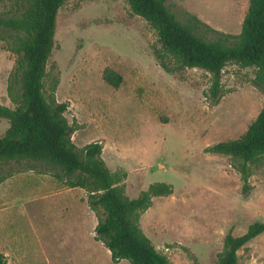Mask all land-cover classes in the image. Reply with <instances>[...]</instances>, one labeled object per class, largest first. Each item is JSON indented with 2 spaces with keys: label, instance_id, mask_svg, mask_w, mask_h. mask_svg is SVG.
Masks as SVG:
<instances>
[{
  "label": "rangeland",
  "instance_id": "rangeland-1",
  "mask_svg": "<svg viewBox=\"0 0 264 264\" xmlns=\"http://www.w3.org/2000/svg\"><path fill=\"white\" fill-rule=\"evenodd\" d=\"M166 4L181 21L191 14L227 34L240 32L248 6L247 0ZM11 5L0 0V14ZM54 39L44 94L56 78L54 95L68 104L64 115L76 126L75 146L99 142L102 159L122 176L119 185L128 197L154 182L171 184L173 192L153 197L139 218L143 233L171 264H213L226 234L239 236L251 223L264 222V157L249 164L246 193L239 160L207 150L241 136L262 108L254 68L225 65L222 95L214 103L211 74L160 57L155 30L132 13L128 0H66ZM11 42L0 40V104L13 108L6 90L16 58ZM105 70L120 76L118 86L105 80ZM8 126L0 117V136ZM31 167L0 166V252L6 264H130L113 262L95 238L97 216L84 189L70 187L58 169L40 162ZM237 264H264V231L237 251Z\"/></svg>",
  "mask_w": 264,
  "mask_h": 264
},
{
  "label": "trees",
  "instance_id": "trees-1",
  "mask_svg": "<svg viewBox=\"0 0 264 264\" xmlns=\"http://www.w3.org/2000/svg\"><path fill=\"white\" fill-rule=\"evenodd\" d=\"M66 0H12L7 15L0 14V40L12 39L8 49L15 55L6 87L13 108L0 104V117L9 122L0 136V166L10 162L43 163L67 176L70 187L87 192V201L97 216L94 236L110 252L113 262L126 259L130 264H171L143 233L139 218L153 197L173 192L166 182L151 183L131 198L119 185L122 176L111 172L102 159V145L90 142L75 146L71 135L76 126L64 113L66 102L44 94L47 63L55 44L59 8ZM167 0H128L133 14L145 19L155 30L162 54L181 67L200 68L212 76L211 96L217 103L222 69L228 63L255 69L253 84L264 95V0H247L248 6L238 34L214 30L196 16L181 21L166 4ZM206 32L213 37L206 38ZM161 66L167 69L166 64ZM105 80L118 86L121 78L105 70ZM208 151L238 159L243 191L250 186L249 164L264 157V104L238 138L221 141ZM32 168V167H31ZM30 168V169H31ZM58 176H60L58 174ZM264 231V222L251 223L239 236L226 234L223 249L213 264H237V251ZM0 264L6 256L0 252Z\"/></svg>",
  "mask_w": 264,
  "mask_h": 264
}]
</instances>
